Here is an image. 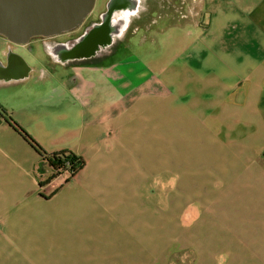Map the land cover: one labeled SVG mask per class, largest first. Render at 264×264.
Returning a JSON list of instances; mask_svg holds the SVG:
<instances>
[{
	"label": "crops",
	"instance_id": "crops-1",
	"mask_svg": "<svg viewBox=\"0 0 264 264\" xmlns=\"http://www.w3.org/2000/svg\"><path fill=\"white\" fill-rule=\"evenodd\" d=\"M33 43L0 38V108L46 154L84 166L54 171L0 112V264H264V203L248 201L264 200V0H138L105 53L57 58L39 43L42 56ZM176 168L220 180L213 210L181 214L214 220L198 255H153L142 215L159 210L143 197L163 195ZM165 210L169 229V199ZM60 227L70 248L41 242Z\"/></svg>",
	"mask_w": 264,
	"mask_h": 264
},
{
	"label": "rangeland",
	"instance_id": "rangeland-1",
	"mask_svg": "<svg viewBox=\"0 0 264 264\" xmlns=\"http://www.w3.org/2000/svg\"><path fill=\"white\" fill-rule=\"evenodd\" d=\"M100 6H102V3L101 5L98 3V8L96 9L97 10L100 9L101 8ZM95 15L96 14L93 13L87 19H85L83 27L81 26V28L78 30L79 32H75L74 35L80 33L81 30L87 24L90 23L100 24L102 20H98L97 18H94ZM132 29L133 26L132 23H130L127 33H129V31H132ZM83 33L84 30L81 32V34ZM81 34H79L78 37H76V41L73 44L68 43L70 41L72 42V40H70L69 34H64L62 36H54L50 38L47 37L45 38L44 43L45 45H49V46H55L56 44H64V43L70 46H75L74 44H76L78 40L82 37ZM121 34L114 35L113 37H111L110 43L107 42L106 46L105 45L101 46L96 51L105 53L108 50L112 49V45L119 43V37L121 36ZM1 37L8 44L10 45L13 44V42L9 41L6 37L0 34V38ZM31 42H34L32 44L33 48H35L34 50H37V53L39 52L42 55L44 51L42 50V46L39 44V42L37 40ZM131 51H133L134 53L136 50L132 49ZM24 54L26 55V58L30 61L31 56L26 53ZM141 54L142 53L140 52L138 53L136 52V55L138 56H142ZM48 163L50 164L49 160ZM163 182H165V190L163 191V195H160V191L159 193H157L156 188L152 186L150 188L149 193H146L143 197L144 205L154 206L157 207L159 210L157 214L156 212H153L151 214L150 211L149 212L144 211L142 215V222L144 224L145 223L153 224V229L144 228L145 232H147L145 237L152 234L154 239L158 238L157 253L155 250L153 255H198L199 249L202 248V245L200 244L199 235L204 234V233L200 234V232L204 231L206 228L205 223H208V220L206 218L209 217L208 215L212 216L210 220L213 222L214 211L202 213L189 225L183 222L181 214L183 209L190 204L200 207L208 206L213 210L215 206L216 190L220 189L221 187L219 183L220 180L218 178H213L208 181L207 185H204L203 181L199 177L197 176L185 177L184 174H182L181 171L176 168V170L166 172L163 175ZM258 182L259 181L252 180L253 184H257ZM150 183H153V181H151ZM239 187H241V183H237V180L233 179L230 181L229 187H223V188L227 190L228 193L231 194ZM234 196L233 197L230 196V200L235 201ZM168 199H169V205L173 206V210H174L173 227H169V229L167 227V213L165 210L166 206L168 205ZM248 201L252 203H264V200L258 198ZM213 227L214 225L213 223H211L209 228L213 230ZM41 242L50 243V245H52L54 249H59L61 247L70 248L74 243L72 240L71 228L60 227L56 231L50 233L47 240H43ZM83 245L86 246L87 243H83ZM97 245L103 246L104 244L100 242V244ZM42 246L43 245H40V247ZM103 255L104 254H100L98 258L103 257ZM81 257H85V256L80 255V262H82ZM84 263H86V260L84 261ZM93 264H97V260L96 263Z\"/></svg>",
	"mask_w": 264,
	"mask_h": 264
},
{
	"label": "water",
	"instance_id": "water-1",
	"mask_svg": "<svg viewBox=\"0 0 264 264\" xmlns=\"http://www.w3.org/2000/svg\"><path fill=\"white\" fill-rule=\"evenodd\" d=\"M95 0H0V34L16 44L79 27Z\"/></svg>",
	"mask_w": 264,
	"mask_h": 264
},
{
	"label": "bare ground",
	"instance_id": "bare-ground-1",
	"mask_svg": "<svg viewBox=\"0 0 264 264\" xmlns=\"http://www.w3.org/2000/svg\"><path fill=\"white\" fill-rule=\"evenodd\" d=\"M137 2L138 0H111L110 11L102 16L100 24H95L88 34L82 36L74 44L75 46L65 43L51 46L50 51L52 55H55L57 58L62 56L63 58L68 56H88L94 53L99 47L106 45L107 42L110 43L111 37L121 34L127 25L129 17L135 13ZM119 6H123L122 13L117 11ZM115 13L116 18L113 17Z\"/></svg>",
	"mask_w": 264,
	"mask_h": 264
},
{
	"label": "trees",
	"instance_id": "trees-1",
	"mask_svg": "<svg viewBox=\"0 0 264 264\" xmlns=\"http://www.w3.org/2000/svg\"><path fill=\"white\" fill-rule=\"evenodd\" d=\"M0 112L3 115L7 116L8 123L12 126V128L17 131L39 154H41L42 156H48V160L54 171L57 172L58 167L65 165L66 162L70 164L69 166L71 170H75V168L77 167V171H79L84 166L83 158L75 155L71 151L62 150L57 153L46 154V152L35 141V139L20 124L13 120L11 116H8L4 109L0 108ZM77 171H74L72 176L75 175Z\"/></svg>",
	"mask_w": 264,
	"mask_h": 264
},
{
	"label": "flooded vegetation",
	"instance_id": "flooded-vegetation-1",
	"mask_svg": "<svg viewBox=\"0 0 264 264\" xmlns=\"http://www.w3.org/2000/svg\"><path fill=\"white\" fill-rule=\"evenodd\" d=\"M98 3L101 5L102 3V6H100L101 8L100 9H96L98 8ZM111 4V0H95L94 2V6L91 10V12L84 18V20L82 21V23L79 25V27L75 28L74 30L72 31H67V32H63L61 34H58V35H55V36H62L64 34H69L70 35V40H72V42H68L69 44H73L75 41H76V37H78L79 34H81V32L84 30V33L81 34L82 36H84L85 34H88L92 28L94 27V23H90V24H87L82 30L80 33H78L77 35H74L75 32H79L78 30L81 28V26L83 27V24L85 22V19H87L91 14L95 13V17L94 18H97L98 20H102V16L109 12L110 6ZM103 11V12H102ZM54 37V36H52ZM45 38L47 37H39V36H36V37H32L28 42H31V41H38L41 45H45ZM50 38V37H49Z\"/></svg>",
	"mask_w": 264,
	"mask_h": 264
},
{
	"label": "built area",
	"instance_id": "built-area-1",
	"mask_svg": "<svg viewBox=\"0 0 264 264\" xmlns=\"http://www.w3.org/2000/svg\"><path fill=\"white\" fill-rule=\"evenodd\" d=\"M63 158V156H62ZM70 164L68 162L65 163V165L63 166H59L57 171L61 172V173H65L67 177H72V174L74 173V171H77V167L75 168V170H71Z\"/></svg>",
	"mask_w": 264,
	"mask_h": 264
}]
</instances>
